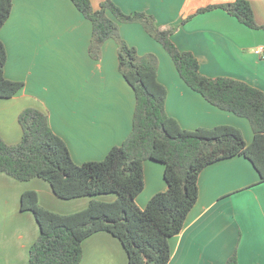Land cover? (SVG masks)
I'll return each instance as SVG.
<instances>
[{
    "label": "crops",
    "instance_id": "crops-1",
    "mask_svg": "<svg viewBox=\"0 0 264 264\" xmlns=\"http://www.w3.org/2000/svg\"><path fill=\"white\" fill-rule=\"evenodd\" d=\"M102 1L91 3L98 8ZM112 1L124 13L151 14L161 29L174 27L172 40L180 50L196 56L204 75L240 79L264 91V0H248L255 21L263 27L257 29L219 7L196 13L202 7L234 0ZM91 31L90 21L71 0H13L10 15L0 28L7 51L4 71L8 78L22 80L24 86L13 97L0 98V136L6 143L20 140L17 116L26 107L47 113L51 129L65 141L77 163L103 158L129 134L135 98L118 71L117 44L107 39L101 58L92 60L88 54ZM119 32L138 54H156L157 78L166 89L165 111L181 127L229 124L241 130L246 143L252 140L249 121L217 108L187 86L167 52L140 24L120 22ZM258 47L263 56L254 52ZM64 81H83L88 88L75 95L74 104L60 105L53 112L55 94H66L60 95L55 86ZM143 177V190L136 196L140 208L166 188L161 163L144 161ZM198 188L197 201L182 229L169 238L167 264H224L234 252L240 264H264V181L259 180L251 162L236 155L211 163L200 171ZM25 190H35L44 207L60 205L46 180L19 181L0 173V264H26L29 247L39 235L33 214L20 209ZM89 199L69 200H76L72 209L77 210ZM82 249L79 264H129L120 241L105 231L84 239Z\"/></svg>",
    "mask_w": 264,
    "mask_h": 264
},
{
    "label": "trees",
    "instance_id": "trees-1",
    "mask_svg": "<svg viewBox=\"0 0 264 264\" xmlns=\"http://www.w3.org/2000/svg\"><path fill=\"white\" fill-rule=\"evenodd\" d=\"M71 2L91 23L88 54L92 59L100 58L107 39L117 44V68L135 98L132 127L103 158L82 163L73 160L65 141L51 129L47 113L39 108L26 107L19 112L22 135L17 143H6L0 136V173L19 181L42 178L60 199L90 198L84 208L61 213L41 205L35 190L21 193L20 209L30 211L39 226L26 264H79L83 240L99 231L120 241L129 264H167L171 257L169 238L182 229L197 201L198 176L204 167L241 155L264 181V91L240 79L201 73L196 56L180 50L172 40L174 27L161 29L151 14L124 13L112 0H103L98 8L91 0ZM12 4L13 0H0V28ZM216 7L250 28H263L255 21L248 0L208 5L196 13ZM120 22L140 24L167 52L185 84L207 102L246 118L252 140L246 143L241 130L229 124L181 127L165 111L166 89L157 78V56L138 54L121 37ZM6 60L7 51L0 38V98H11L24 86L22 80L5 75ZM146 160L163 165L166 188L154 193L140 208L136 196L144 187ZM100 195L113 198L98 199ZM224 264H240L236 253Z\"/></svg>",
    "mask_w": 264,
    "mask_h": 264
},
{
    "label": "rangeland",
    "instance_id": "rangeland-1",
    "mask_svg": "<svg viewBox=\"0 0 264 264\" xmlns=\"http://www.w3.org/2000/svg\"><path fill=\"white\" fill-rule=\"evenodd\" d=\"M100 58H101V56H100ZM92 60H95V59H92ZM59 84H60V82H58L56 84V86H55V87H57L58 93H60V95H61V93L66 91V94H64L63 96H60V97H58L55 94V100L54 101L58 105H56V103H55L54 109L51 107L53 112L60 105H72V104H74L75 103V95H77L80 91L85 92V90L88 88V86L83 81H78V82H76V81L75 82L74 81H72V82L64 81L61 85H59ZM43 96H46V95H43ZM111 196L112 197H110L109 200H111L113 198V195H111ZM43 200H45V202H48V199L45 196H43ZM72 201H76V200H61V199H58L57 202L60 203V205L56 204L55 206H52L49 203H47V204H49L50 208H54L55 207V208H58V209L53 210V209H50L48 207H46V208H48V209H50L52 211H56V212H66L67 210H73L72 209V203H74V202H72ZM77 210H80V209H77ZM77 210H73V211H70V212H74V211H77Z\"/></svg>",
    "mask_w": 264,
    "mask_h": 264
},
{
    "label": "built area",
    "instance_id": "built-area-1",
    "mask_svg": "<svg viewBox=\"0 0 264 264\" xmlns=\"http://www.w3.org/2000/svg\"><path fill=\"white\" fill-rule=\"evenodd\" d=\"M254 52L260 56H263L262 49L260 47L256 48ZM262 54V55H261Z\"/></svg>",
    "mask_w": 264,
    "mask_h": 264
}]
</instances>
